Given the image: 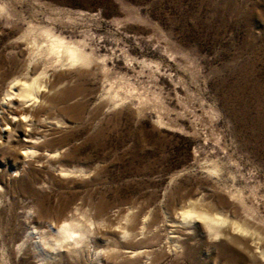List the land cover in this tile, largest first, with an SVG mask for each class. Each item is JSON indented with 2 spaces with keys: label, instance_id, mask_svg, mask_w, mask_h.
Wrapping results in <instances>:
<instances>
[{
  "label": "rangeland",
  "instance_id": "rangeland-1",
  "mask_svg": "<svg viewBox=\"0 0 264 264\" xmlns=\"http://www.w3.org/2000/svg\"><path fill=\"white\" fill-rule=\"evenodd\" d=\"M0 264H264V0H0Z\"/></svg>",
  "mask_w": 264,
  "mask_h": 264
},
{
  "label": "bare ground",
  "instance_id": "bare-ground-1",
  "mask_svg": "<svg viewBox=\"0 0 264 264\" xmlns=\"http://www.w3.org/2000/svg\"><path fill=\"white\" fill-rule=\"evenodd\" d=\"M46 31V30H45ZM46 33L48 34V36L50 37L49 41H48V46L47 49L50 50L51 53H56L57 55L61 56V54H67L68 55V59H70V61L72 63H79V62H88L90 60V55L84 51L83 49H81V47L78 44L72 43L71 41H67L68 39H64L60 36L55 35L54 33H52L50 30L46 31ZM31 37V36H29ZM32 38V37H31ZM29 40V39H28ZM29 42V41H28ZM34 45H37V43L35 41H32ZM74 42V41H73ZM79 42V41H78ZM76 42V43H78ZM30 43V42H29ZM80 43V42H79ZM32 45V44H31ZM33 45V46H34ZM84 45V44H83ZM32 46V47H33ZM61 58V57H60ZM89 63V62H88ZM81 64V63H80ZM86 64V63H85ZM25 78V77H24ZM18 84V85H17ZM11 87V86H10ZM41 86H40V81L38 77L32 78V79H25V80H19L18 82H16L15 84L12 85V89H14L16 91V96H18V98L20 97L21 99L27 100V101H32V100H36L39 97V90H40ZM14 91V92H15ZM9 99V98H8ZM7 99V100H8ZM6 100V99H4ZM11 100V99H10ZM14 100V99H12ZM11 102V101H10ZM14 102V101H13ZM23 102V101H22ZM5 103V102H3ZM7 104V102H6ZM17 104V103H16ZM34 104V103H33ZM5 105V104H4ZM9 105V104H8ZM7 105V106H8ZM6 106V107H7ZM6 109V108H5ZM14 109V108H13ZM16 109V108H15ZM18 110V108H17ZM16 110V111H17ZM10 111V110H9ZM16 114V113H15ZM18 115V114H16ZM24 115V113H23ZM3 116V115H2ZM7 117V116H6ZM4 117V118H6ZM17 117V116H16ZM21 117V116H20ZM7 120V119H6ZM23 120V119H22ZM20 121V120H19ZM10 123V121H8ZM18 123V122H17ZM22 123V122H20ZM6 124V123H5ZM8 124V123H7ZM7 126V125H6ZM17 126V125H16ZM5 127V126H4ZM14 127H12L13 130ZM2 129V128H1ZM4 129V128H3ZM5 129H8L5 127ZM15 129V128H14ZM5 131V130H3ZM7 133V132H6ZM13 136V135H12ZM8 141V140H7ZM10 141V140H9ZM197 204V203H196ZM198 205V204H197ZM201 205V204H200ZM190 207V206H189ZM185 208V207H183ZM200 208V207H199ZM202 208V207H201ZM206 208V207H205ZM204 208V209H205ZM183 211V210H182ZM181 213V212H180ZM183 218L184 219H189V218H202L205 220L206 224L210 227L213 228V224L216 222H219L222 220V218L216 217L214 215H212L211 213H209L208 211H203V210H199L196 206H192L186 210L183 211ZM181 219V218H180ZM197 219V218H196ZM182 220V219H181ZM198 220V219H197ZM196 220V221H197ZM188 221V220H187ZM190 221V220H189ZM223 224V223H222ZM53 227V226H52ZM59 227V226H58ZM260 228V227H259ZM222 231V230H220ZM58 232V236L56 235V242L54 244H58L63 240H69V239H73L76 241L75 236L79 235L81 237H86L89 233V231L85 228V226L81 223H79L75 220V221H69V222H64L62 225H60V227L57 229ZM52 234V233H51ZM221 236V235H220ZM47 238V237H46ZM45 240V239H44ZM44 242V241H43ZM66 242V241H65ZM48 243V242H47ZM71 244V243H70ZM61 246V245H60ZM59 246V247H60ZM58 247V248H59ZM55 248H57V246H55ZM57 248V249H58Z\"/></svg>",
  "mask_w": 264,
  "mask_h": 264
},
{
  "label": "snow or ice",
  "instance_id": "snow-or-ice-1",
  "mask_svg": "<svg viewBox=\"0 0 264 264\" xmlns=\"http://www.w3.org/2000/svg\"><path fill=\"white\" fill-rule=\"evenodd\" d=\"M22 119H24V120H27V119H28V117H22Z\"/></svg>",
  "mask_w": 264,
  "mask_h": 264
}]
</instances>
